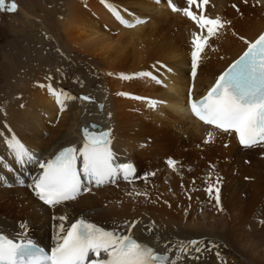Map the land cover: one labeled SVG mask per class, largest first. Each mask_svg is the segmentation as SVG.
Listing matches in <instances>:
<instances>
[{
  "label": "bare ground",
  "instance_id": "1",
  "mask_svg": "<svg viewBox=\"0 0 264 264\" xmlns=\"http://www.w3.org/2000/svg\"><path fill=\"white\" fill-rule=\"evenodd\" d=\"M105 3L120 10L129 22L136 18L147 22L125 28ZM105 3L71 0L62 26L66 44L83 54L87 67L93 65L97 72L99 90L95 96L104 104L102 111L75 100L66 101L67 110L61 113L47 87L39 86L42 74H51L46 72L37 75L32 85L7 104L0 101V161L13 168L9 173L0 167V176L11 185L5 187L0 182V232L8 237L29 234L36 242L47 245L58 231V217L62 215L67 218L65 227L84 219L120 232H126V225L137 221L132 234L158 249L168 244L171 251L182 243L202 242V251H190L180 264H201L203 258L221 264L220 259L213 260L217 252L226 264H264V147L243 149L234 133H214V142L205 144L209 128L181 111L187 106L191 33L199 29L181 14H173L166 0L159 5L153 0ZM174 3L186 6L184 0ZM244 3L210 0L206 7V15L220 16L230 24L210 41L212 47L202 56L194 98L205 93L213 75L245 47L241 37L252 40L264 28V0ZM161 64L167 68H161ZM66 66L52 73L67 70ZM143 71L153 72L164 86L146 77L120 79L121 74L131 76ZM85 76L82 75V86L73 88L86 95L92 81ZM57 80L49 78L46 82L58 85ZM147 99L166 103L153 110ZM91 122L111 131L116 161L130 160L138 171L143 167L144 172L155 175H148L147 180H141L143 184L134 187L119 183L116 190L110 189L112 185L93 187L92 192L54 209L43 205L28 187L30 176L40 170L38 161L46 160L64 145H81L80 128H91ZM12 135L35 154L37 163L24 167L14 164L4 143ZM170 158L178 162L175 172L167 167ZM217 177L222 211L205 191ZM18 180H23L24 186ZM138 192L147 193V197L136 195Z\"/></svg>",
  "mask_w": 264,
  "mask_h": 264
},
{
  "label": "snow or ice",
  "instance_id": "2",
  "mask_svg": "<svg viewBox=\"0 0 264 264\" xmlns=\"http://www.w3.org/2000/svg\"><path fill=\"white\" fill-rule=\"evenodd\" d=\"M101 2L105 3V0ZM153 2L157 5L161 4V0H153ZM184 2L186 6L180 7L174 3V0H166L167 8L173 14H181L199 29V32L191 33V72L187 89V106L181 111L209 128L203 141L205 144L214 142V133L228 136L234 133L243 149L264 147V33L251 42L241 37L247 45L246 50L215 78L205 95L196 99L193 93L202 56L206 49L212 47L210 41L219 37L230 22L220 16L212 18L205 14L210 0H184ZM244 2L247 3V0ZM105 6L125 28H135L147 22L140 18L129 22L121 15L120 10L110 3H105ZM232 7L239 11L237 5L233 4ZM17 10L18 5L15 0L10 4H6V0H0V11ZM160 67L167 68L162 64ZM145 77L156 85L164 86L163 80L153 72L143 71L131 76L120 75L122 80ZM39 86L47 87L48 93L54 97L61 113L67 110L66 101L78 99L81 102H94L90 96L76 97L51 85ZM120 95L127 97L126 93ZM146 102L153 110L166 103L156 99H147ZM100 108L103 109L102 104ZM92 128L95 129L97 126L93 125ZM81 132L82 145L66 146L53 158L38 161L40 174L32 177V183L28 187L33 195L49 208L54 209L58 205L75 201L81 195L92 192L93 187L114 185L121 179L129 184L134 183L136 168L130 162L117 163L111 147L110 130L95 131L85 127ZM4 143L12 154L14 164L24 167L27 164L37 163L35 154L15 135L5 139ZM177 163L171 158L166 161L167 167L174 172L177 170ZM0 167L5 168L9 173L13 171V168L3 161H0ZM148 175L154 176L155 173L145 175V180ZM0 182L5 187H11L3 176H0ZM17 183L24 186L23 180H18ZM219 184L220 178L217 177L215 184H209L205 191L209 198L215 201V206L222 211ZM136 195L147 197V193L138 192ZM58 219L60 224L53 236L55 243L50 252L37 246L31 239L25 238L23 233L18 234L19 242L0 234V264H180L190 251H202L199 246L202 242L197 241L182 243L171 251L168 244H165L163 249H158L149 243L140 242L132 234L137 221L127 224L126 232H120L106 230L84 219H78L65 227L64 222L67 218L62 215ZM207 250L211 251V248ZM216 256L221 260V264H226L219 252Z\"/></svg>",
  "mask_w": 264,
  "mask_h": 264
},
{
  "label": "rangeland",
  "instance_id": "3",
  "mask_svg": "<svg viewBox=\"0 0 264 264\" xmlns=\"http://www.w3.org/2000/svg\"><path fill=\"white\" fill-rule=\"evenodd\" d=\"M11 2L12 0H6V4ZM15 3L18 5L17 11H0V101L2 105L21 95L25 88L33 84L37 75L46 72L51 74L46 76L42 74L44 77L40 82L41 85L47 86L46 81L49 78L58 79L59 81L56 82L58 85L50 84L53 88L63 89L76 97L90 96L94 102L85 103L95 105L98 112L102 111L104 104L95 96L99 90L97 72L93 65L87 67L83 54L78 53L72 45L66 44L68 39L66 32L62 30L71 0H15ZM61 65L62 67L67 65V70L52 73L60 69ZM90 70L92 73H88ZM83 74H86L85 79L89 78L92 81L91 87H88L90 92L86 95L82 90L75 91L73 88V85L82 86L80 82L83 80ZM39 90L36 91L37 94ZM100 103L103 109H99ZM136 163L138 166L141 165L139 160ZM144 171L143 167L138 171L134 183L118 181L114 184L116 186L109 185L110 189L116 190L118 185L122 184H128L131 187L136 186L137 183L143 184L141 180L148 174ZM216 259L219 260L217 257L213 258V260ZM202 260L201 264L213 263L206 261V258L205 261Z\"/></svg>",
  "mask_w": 264,
  "mask_h": 264
},
{
  "label": "water",
  "instance_id": "4",
  "mask_svg": "<svg viewBox=\"0 0 264 264\" xmlns=\"http://www.w3.org/2000/svg\"><path fill=\"white\" fill-rule=\"evenodd\" d=\"M93 125L97 126V128H95V129L100 130L101 127H100L98 124H96V123H92V124H91V127H92ZM102 131H106V130H102Z\"/></svg>",
  "mask_w": 264,
  "mask_h": 264
}]
</instances>
